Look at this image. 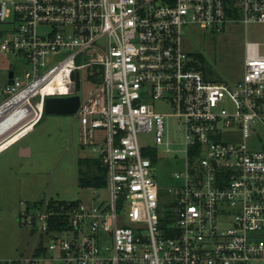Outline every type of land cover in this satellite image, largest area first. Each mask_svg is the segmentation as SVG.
I'll return each mask as SVG.
<instances>
[{"label": "built area", "instance_id": "2783aa9c", "mask_svg": "<svg viewBox=\"0 0 264 264\" xmlns=\"http://www.w3.org/2000/svg\"><path fill=\"white\" fill-rule=\"evenodd\" d=\"M235 6L244 25H264V0ZM228 17L226 0H0L11 32H0V50L29 67L21 86L13 72L0 89V144L40 121L46 97L79 95L83 143L106 169L89 188L95 203L27 204L19 218L46 252L0 264H264V240L253 236L264 229L261 44L245 42L233 83L213 80L183 45L186 25L219 30ZM90 67L96 86L82 97ZM171 116L184 124L185 148L163 195L156 147L172 151ZM226 129L242 141L220 140ZM140 133L155 145H141Z\"/></svg>", "mask_w": 264, "mask_h": 264}, {"label": "rangeland", "instance_id": "374dc122", "mask_svg": "<svg viewBox=\"0 0 264 264\" xmlns=\"http://www.w3.org/2000/svg\"><path fill=\"white\" fill-rule=\"evenodd\" d=\"M228 19L219 30L186 25L183 45L201 66L212 73L213 80L233 83L243 75L246 41L260 43V51L264 53V25H244L240 9L236 17ZM7 29V25L0 23V32L10 35ZM194 53L199 56L195 57ZM28 69V63L21 55L0 50V89L8 82L9 71L19 77L21 86ZM97 70L90 67L82 72L79 92L82 97L96 86L89 76ZM2 99L0 95V102ZM152 102L159 111H171L161 101ZM83 124L77 113H44L33 130L31 126L25 129L27 134L24 137L23 133H14L1 142L0 151L7 149L0 153V259L22 261L32 255L33 249L43 239L37 230L32 231V227L21 223L19 215L27 204L41 206L46 200L93 201L91 190L79 185V159L93 158L100 161L83 143ZM236 129L224 130L220 140L233 143L242 141L241 133ZM258 138V142L264 144L263 132L259 131ZM168 139L171 152L165 151L164 146L156 147L159 159L154 177L163 195H167L168 187L175 184L172 174L182 168L180 159L185 148L184 124L174 116L168 119ZM139 140L141 145H155L151 133H140ZM253 143V139L248 141L251 149H256L252 147ZM21 147L30 148L31 153L22 156ZM101 192L106 193V190ZM253 236L264 240V229L253 233Z\"/></svg>", "mask_w": 264, "mask_h": 264}, {"label": "trees", "instance_id": "16d2710c", "mask_svg": "<svg viewBox=\"0 0 264 264\" xmlns=\"http://www.w3.org/2000/svg\"><path fill=\"white\" fill-rule=\"evenodd\" d=\"M226 8L229 17H236L237 7L235 0H226ZM195 57L199 54L194 53ZM203 70L208 71L205 66H201ZM210 72V71H209ZM44 114V113H43ZM43 117V116H42ZM41 117V118H42ZM79 185L82 188H91L94 186H102L105 183L106 169L101 166L97 159L80 158L79 159ZM75 202V201H71ZM46 249L42 242L36 247L35 255L44 254Z\"/></svg>", "mask_w": 264, "mask_h": 264}, {"label": "water", "instance_id": "95a60500", "mask_svg": "<svg viewBox=\"0 0 264 264\" xmlns=\"http://www.w3.org/2000/svg\"><path fill=\"white\" fill-rule=\"evenodd\" d=\"M8 77H13V71H9ZM80 105L79 95L48 96L44 103V113L74 114Z\"/></svg>", "mask_w": 264, "mask_h": 264}, {"label": "crops", "instance_id": "0c3cea01", "mask_svg": "<svg viewBox=\"0 0 264 264\" xmlns=\"http://www.w3.org/2000/svg\"><path fill=\"white\" fill-rule=\"evenodd\" d=\"M37 124H38V123H37ZM37 124H36V125H37ZM36 125H35V126H36ZM35 126H34V128H35ZM34 128H33V129H34ZM9 147H10V146H9ZM6 149H7V148H6ZM6 149H4V150H6ZM4 150H1L0 153H1L2 151H4ZM20 150H21V155H22V156H26V155H29V154L31 153L30 148H24V147H21ZM36 247H37V246H36ZM36 247H35V249H33L32 254H34V252H35V250H36Z\"/></svg>", "mask_w": 264, "mask_h": 264}, {"label": "bare ground", "instance_id": "6f19581e", "mask_svg": "<svg viewBox=\"0 0 264 264\" xmlns=\"http://www.w3.org/2000/svg\"><path fill=\"white\" fill-rule=\"evenodd\" d=\"M6 126H7L6 123H3L2 125H0V133H1V132H4L3 130H5ZM30 126H31V128H32V130H33L34 126H32V124H31ZM30 126H29V127H30ZM5 134H8V132L6 131ZM3 136H4V135H3Z\"/></svg>", "mask_w": 264, "mask_h": 264}]
</instances>
